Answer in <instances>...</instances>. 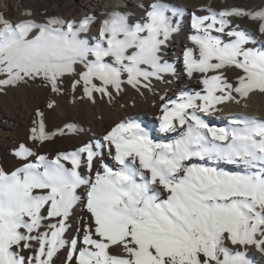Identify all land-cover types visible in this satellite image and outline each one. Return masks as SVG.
Instances as JSON below:
<instances>
[{
	"label": "snow or ice",
	"instance_id": "obj_1",
	"mask_svg": "<svg viewBox=\"0 0 264 264\" xmlns=\"http://www.w3.org/2000/svg\"><path fill=\"white\" fill-rule=\"evenodd\" d=\"M150 8L135 24L129 13L111 11L94 43L82 37L92 15L77 26L55 17L13 23L0 14V90L40 78L59 93L70 74L78 77L73 91L82 86L81 99L93 104L96 93L111 102L113 90L118 94L125 85L151 90L153 78L175 73L161 62V51L178 29L165 14L169 5L156 0ZM209 11L193 14V47L183 54L188 77L201 74L203 89L161 97L160 130L179 129L173 139H158L139 118L129 117L104 135V143L88 142L52 159L24 144L14 150L36 162L12 171L0 167V264H52L69 245L64 233L82 186L91 221L83 246L70 242L67 260L75 258V264H252L248 246L264 251V119L229 114V126L217 127L204 118L218 106L264 93V51L248 47L250 34L229 19L249 17L264 33V8ZM226 68L240 70L234 81ZM54 105L51 100L47 106ZM36 115L29 138L44 142L56 135L46 131L44 113L37 109ZM104 148L115 163L102 162L94 178L84 175L82 165L91 173ZM218 161L239 170L213 166ZM49 218L57 223L41 231ZM33 241L38 248L26 257L23 250L31 251Z\"/></svg>",
	"mask_w": 264,
	"mask_h": 264
},
{
	"label": "bare ground",
	"instance_id": "obj_2",
	"mask_svg": "<svg viewBox=\"0 0 264 264\" xmlns=\"http://www.w3.org/2000/svg\"><path fill=\"white\" fill-rule=\"evenodd\" d=\"M155 2L156 0H0V14L13 23L25 19L44 23L55 17L64 21H74L77 26L85 16L92 15L95 19L82 37L94 43L102 21L111 11L129 13V23L135 24L146 19L151 4ZM161 2L169 5L165 14L178 29L162 47L161 62L172 65L175 73H162L161 79L153 78L151 90L141 88L137 91L130 85H125L124 90L118 94L113 90L114 98L111 102L107 96L101 98L100 94L96 93L95 104L86 97L81 99L82 86L73 91L72 82L78 77L71 74L62 78L59 93L53 92L48 84L43 85L40 78L3 88L0 90V167L12 171L22 163L36 162L35 156L22 160L14 155V150L21 144L35 154L46 155L52 159L58 152H71L88 142L104 143V135L116 123L129 117L139 118V121L158 139H173L178 135L179 129L175 133L162 132L158 118L161 115V97L174 99L181 91H201L204 87L201 74L194 73L192 77H188L183 59L185 49L193 47L189 39L190 35L195 34V29L192 28L193 14L208 16L211 15L209 9L216 12L230 8L257 10L264 8V0H161ZM26 11H30L31 15H25ZM229 19L233 25H238L241 30H246L250 34L252 39L248 47L264 51V33L259 31V21L246 16ZM81 68L82 66H78V71ZM223 71L231 81L240 74V70L235 68H226ZM2 78L3 76H0V79ZM51 100L55 101V105L48 108ZM218 107L221 110L204 114L206 121L217 127L229 126V114H244L264 119V93L254 91L239 103L229 102ZM37 109L44 113L46 131L56 133L44 142L29 138L30 130L36 126L34 122L39 120L36 115ZM66 125H74L75 129L70 131L65 128ZM58 129H63V134L57 132ZM102 162L110 166L115 163L108 155L107 148H104L102 156L94 161L91 173L86 165H82L80 170L84 175L90 174L94 178L97 169L102 171ZM216 165L226 170H239L238 166L223 161L214 162L213 166ZM77 194L81 199L74 206L64 233V239L69 245L56 253L52 258V264H75V258L72 261L67 260L72 239L78 241L77 247L83 246L85 225L91 221V215L85 207L86 189L82 186L77 190ZM44 215L46 216V212ZM55 223L56 218L46 219L42 222L41 231H47L46 225ZM36 248L38 244L33 241L32 250L24 249L23 255L33 256ZM112 251L119 252L120 249L113 248ZM246 255L252 264H264V251L255 246H248Z\"/></svg>",
	"mask_w": 264,
	"mask_h": 264
},
{
	"label": "rangeland",
	"instance_id": "obj_3",
	"mask_svg": "<svg viewBox=\"0 0 264 264\" xmlns=\"http://www.w3.org/2000/svg\"><path fill=\"white\" fill-rule=\"evenodd\" d=\"M41 82H43V85H46L47 82H45L44 80L41 79ZM49 85V84H48ZM50 86V85H49ZM50 89H51V86H50Z\"/></svg>",
	"mask_w": 264,
	"mask_h": 264
}]
</instances>
